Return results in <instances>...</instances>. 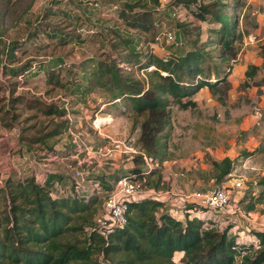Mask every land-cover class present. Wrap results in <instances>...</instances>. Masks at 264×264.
I'll return each mask as SVG.
<instances>
[{
	"label": "trees",
	"instance_id": "trees-1",
	"mask_svg": "<svg viewBox=\"0 0 264 264\" xmlns=\"http://www.w3.org/2000/svg\"><path fill=\"white\" fill-rule=\"evenodd\" d=\"M1 1L8 5L13 0ZM158 1L155 0L157 5L152 15L132 12L136 2H131L125 4L130 8L129 13L123 12L121 17V6L117 4L115 12H119L120 24L106 26L102 35L103 41L107 40L108 49L104 48L103 54L90 61L81 77H74L72 71L73 78L63 77L62 63L58 61L45 65L46 81L54 86L53 90L62 89L66 91V96L75 97V101L80 97L78 101L81 103H86L90 94L102 91L106 94L105 103L117 104L119 109L127 106L142 118L138 140L140 151L160 164V168L153 170L151 175L157 170L162 171L164 161L168 159L167 140L172 123V106L178 104L182 109L195 107L197 102L193 97L203 88H208L212 95L219 92L220 85H224L228 91L229 76L234 65L240 62L239 44L244 39V33L238 30L240 13L234 6L221 1L203 4L201 0H175L171 5L194 3L200 10L197 12L200 19L207 20L210 15L220 25L211 29L221 45L220 62L214 66L211 62L207 65L210 53L198 46V40H194V48L179 56L155 57L145 48H139V43L155 41L160 31L156 25ZM230 9L233 11L231 15ZM52 13L60 14L63 10L60 8L59 12ZM72 19L80 23L82 18L78 15ZM1 23L0 15L3 67L6 75L13 78L24 77L32 65L30 61L20 64L22 60L17 53H29L26 44L34 42L39 30L58 40L61 45L83 41L75 30L67 32L61 26L49 23H43L48 27L46 30L40 28L23 42L11 40L6 38L8 29L5 26L2 28ZM180 23L186 29L185 21ZM120 25L126 29L122 30ZM180 34L178 39H183L184 45V38ZM260 56L263 58L262 66L249 64L246 69L247 86L264 85V77L256 80L258 72L264 69V43L260 46ZM150 67L153 69L150 70ZM142 70L149 73L147 82L138 75ZM19 84L18 81L12 83L10 95L0 99V116L3 114L0 122L11 128L25 114H30V117L25 118L24 122L37 119V116L44 117L47 124L42 129L43 134L34 141L53 152L60 136L70 128L71 122L65 118L69 112L60 103L17 95ZM52 89L48 92L51 93ZM135 161L139 165L144 164L143 154H138ZM210 163L217 183H221L235 168V162L230 158L221 161L212 159ZM125 176L143 180L142 171L138 168L115 176L114 184L105 176L89 177L98 181L109 194L118 180ZM147 184L148 180L144 185ZM72 188L73 179L60 173L48 174L44 184L34 176L24 181L14 178L6 180L0 187V202L5 201L7 205L0 214V264H175L177 252L184 254L181 259L184 264H264V231L254 232L258 241L240 244L237 237L230 235L232 225L219 229L214 222L209 224L197 217L190 219L188 214L184 222L171 214L166 202L152 198L129 203L125 228H119L108 236L92 230L81 245L71 240L69 235L83 231V224L91 222L98 196H79L71 191ZM61 189L66 191L61 192ZM263 195L264 191L258 198L251 197L247 205L249 212L256 209V203ZM187 207L194 206L188 204Z\"/></svg>",
	"mask_w": 264,
	"mask_h": 264
},
{
	"label": "rangeland",
	"instance_id": "rangeland-1",
	"mask_svg": "<svg viewBox=\"0 0 264 264\" xmlns=\"http://www.w3.org/2000/svg\"><path fill=\"white\" fill-rule=\"evenodd\" d=\"M174 1L168 0L165 8L170 7ZM215 1L234 6L240 13L238 30L244 33V39L239 44L241 63L234 65V70L229 76L228 91L224 89V85H220L219 92L212 95L209 89L205 88L193 97L197 102L195 107L182 109L178 104L172 106V123L168 129L167 140L168 159L164 161V171L154 172L147 179L148 184L142 187V191L155 189L165 192L171 187L175 192H179L175 198L180 200L183 194L227 186L231 190L228 211L212 212L217 220L211 219L208 223L214 222L219 229L232 225L230 235L237 237L240 244L250 243V239L255 237V231H264V195L256 203L253 212L247 210L251 197L258 198L264 191V85L247 86L249 84L246 68L249 64H263L260 46L264 43V0H201L203 4ZM112 2L121 6V12H118L121 17L123 12L129 13L130 10L125 4L136 2L132 12H146L151 15L157 5L155 0H13L8 5L0 0L1 24L2 28L5 26L8 29L6 38L22 42L28 39L29 33L36 32L42 23L59 25L67 32H82L85 39L80 44L69 45H61L58 40L42 33L41 39L26 44L28 54L23 55L19 51L17 53V57L23 62L30 59L35 62L62 59V76L73 78L70 71L75 73V77L80 76L81 67H85L87 60L99 57L104 48L108 49L107 40L103 41L98 34H103L106 26L120 24L118 13L111 8ZM97 3L99 7H96ZM159 3L161 4V0ZM79 4L88 7L85 14L92 12L87 18L90 24L76 23L66 17L68 14L79 15L80 11H83ZM186 6L189 12V17L184 23L186 29H183V25H180L183 23L180 22L167 23L168 27L177 30V36L182 33L183 46L166 42L154 45L155 41L145 44L140 41L139 48L144 49L145 44V49L155 57L165 58L184 54L194 48L193 42L198 40V46L210 53L207 65L211 62L214 66L220 62L221 45L218 36L213 35L211 29L220 25L210 15L207 20L200 19L197 14L200 10L194 3ZM60 8L63 10L61 17L49 15L51 18H46L49 12L59 11ZM232 12L230 9L229 15ZM166 13L164 20L167 19ZM251 37L254 42L247 44V39ZM39 47L43 49H37ZM4 64L0 49V99L10 95L12 83L25 80V87L16 90L19 94L25 93L31 98H43L45 95L53 102L65 105L69 112L65 118L70 120L71 125L69 130L60 136L59 145L56 147L57 151L63 152L59 155L61 160L52 165H45L44 154L51 151L34 140L43 134L42 129L44 124H47V119L37 116V119L24 122L25 118L30 117V114H25L11 129H6L0 122V187L9 178L24 181L31 176L37 179L51 173L65 174L72 178V167L78 165L90 176H105L111 182L115 176L125 175L136 167H143V164L139 165L135 161L139 154L136 151H140L138 140L142 118L127 106L119 109L117 104L105 105L106 94L102 91L90 94L86 103L78 101L81 100L80 97L75 101V97L66 96V91L59 88L53 90L54 86L46 83L45 74L38 70V65L37 68L33 66L26 74L27 77L13 78L6 75ZM151 69L153 67H150ZM138 75L146 82L150 77L149 73L143 70ZM263 77L264 69H261L256 80ZM51 89L53 91L48 94ZM0 117H3V114ZM225 158L234 160L235 168L221 183H217L210 160L221 161ZM46 169L49 171H45ZM240 177L244 179L245 187L241 190L232 188V181ZM112 183L114 184V181ZM185 184L187 189H184ZM93 185L97 186L93 194L98 196L93 218L91 222L83 224V231L69 235L71 240L80 242L81 245L84 244L86 235L92 231V224H98L107 216V202L110 196L103 190L102 185L94 181ZM113 188L116 190L117 185ZM151 196L152 194L146 195ZM185 204L180 202L179 206L173 207L167 203V206L173 216L185 222ZM6 206L5 201L0 202V214ZM174 261L175 264H184L178 255L174 257Z\"/></svg>",
	"mask_w": 264,
	"mask_h": 264
},
{
	"label": "built area",
	"instance_id": "built-area-1",
	"mask_svg": "<svg viewBox=\"0 0 264 264\" xmlns=\"http://www.w3.org/2000/svg\"><path fill=\"white\" fill-rule=\"evenodd\" d=\"M167 2L168 0H161V4L157 9L159 17L156 21V25L160 28V31L155 38L154 45H162L166 42L168 44L181 46L183 45V42L181 39H178L177 30L175 28L168 27L167 23L168 21L176 23L186 21L189 17V12L187 10V6L183 4L170 5V7L165 8ZM96 7H99L98 3L96 4ZM111 8L112 10H117L118 5L113 4ZM165 12H167L166 20H164ZM74 15H78V13ZM82 30H84V27H82ZM136 152H139V154H143L144 156L145 163L143 164V167H136L142 171L143 180L133 179L129 176L120 178L116 184L117 189L113 190V188L108 194L110 198L107 202L106 218L102 219L93 227L91 226V230H96L102 235L108 236L119 228H125L128 224L129 203L146 198L170 203L173 207H175V205L179 206L180 202H184L187 204H185V209L190 219L197 217L207 222L211 219L217 220L216 216H214L212 212L224 213L225 211H228L227 208L230 206L231 190L228 189L227 186H216L204 192L194 191L192 193L183 194L180 200L175 198L179 192H175L173 188L171 189V187L165 192L157 191L155 189L142 191V187L149 178V175H151L153 170L160 168V164L148 157L144 152ZM59 155L60 154L58 152H48L47 154H44V160L47 165H52L55 161L61 160ZM165 164L166 163L163 164L162 171H164ZM72 171L73 188L71 191L79 196H91L97 186L93 185L94 180L89 177L90 174H87V172L80 165L72 167ZM133 176L136 177V174H133ZM47 177L48 175L42 178H37V181L44 184ZM94 182L99 184L98 181ZM231 187L238 190L243 189L245 187L244 179L241 177L234 179ZM65 191V189H61V192ZM147 194H152V196L146 197ZM188 204H191L194 207L189 208L187 207ZM183 213L185 214V212ZM250 241L256 242L258 239L255 236L254 238H251Z\"/></svg>",
	"mask_w": 264,
	"mask_h": 264
},
{
	"label": "crops",
	"instance_id": "crops-1",
	"mask_svg": "<svg viewBox=\"0 0 264 264\" xmlns=\"http://www.w3.org/2000/svg\"><path fill=\"white\" fill-rule=\"evenodd\" d=\"M79 6V8H82L83 9V11H80V13H79V15H80V17L82 18L81 19V21H80V23H88L89 22V24H90V21L87 19V18H89V14H91L92 15V12H90V13H88V14H85V12H86V10H88V7H86V6H84V5H82V4H79L78 5ZM86 9V10H85ZM52 12H59L58 10H53V11H51V12H49V14H47V16H46V18H51L49 15H53L55 18H58V17H61V14H53ZM75 16H78V15H73V16H70L69 15V17H71L70 19L72 20V21H74L72 18H74ZM53 25H55V24H53ZM122 28V30H124L123 28H124V26L123 25H120ZM40 28H44L45 30L48 28V27H46V26H44L43 25V23H42V26L41 27H39L38 28V30L40 29ZM105 29V28H104ZM37 30V31H38ZM33 33H35V32H31V33H29V36L31 35V34H33ZM42 33H44V34H46L45 32H43V31H41V30H39V36L37 37V38H34L33 39V41L34 40H39V39H41L42 37L40 36V34H42ZM105 33V31L103 32V34ZM78 34H80L81 35V39L82 40H84L85 39V37H84V35L81 33V32H79ZM103 34H98L99 36H101L102 37V35ZM97 35V36H98ZM255 38V37H254ZM103 39V38H102ZM254 42V40H253V37H251V38H249V39H247V44L248 43H253ZM78 44H80V43H78ZM37 49H39V48H37ZM41 50V49H40ZM105 50V49H104ZM261 57V56H260ZM98 58V57H97ZM97 58H92V59H89V60H87L86 61V63H84V66L85 67H81L82 68V70H81V74H80V76L79 77H81L82 76V74L84 73V70L91 64V60H93V59H97ZM262 58V57H261ZM238 59L240 60V55H239V57H238ZM262 60H263V58H262ZM27 61V60H26ZM26 61H24V62H26ZM28 61H30V62H32V65L30 66V68L29 69H27V72H26V74L27 73H29L30 72V70L33 68V66H34V68H37V65H38V70L41 72V73H44L45 75H44V77H45V79H46V67H45V65H47V64H50V63H56L57 61L59 62V64H61L62 62H63V60L61 59V60H55V58H53L52 60H49V62L47 61V60H40L39 62H35V60H28ZM23 61L22 62H20V64H22V63H24ZM40 62H44V64H40ZM239 63H241V61L239 62ZM19 65V64H18ZM12 66H14V65H10V67H12ZM248 67V66H247ZM247 69V68H246ZM64 71V70H63ZM38 73V72H37ZM9 76H11V75H9ZM76 76H78V75H76ZM24 77H27V75H25ZM75 77V76H74ZM18 78H19V76H18ZM23 83H25V80H21V82H20V84L17 86V90L21 87V88H24L25 86H23ZM46 83H47V81H46ZM5 87V86H4ZM261 87V86H260ZM203 89H205V88H203ZM207 89V88H206ZM48 94H51V93H49V92H47ZM16 94L18 95L19 93H18V91H16ZM20 94H24V95H26L25 93H20ZM93 94V93H92ZM27 96V95H26ZM49 96V95H48ZM29 97V96H28ZM68 97V96H67ZM31 98V97H30ZM35 98H38V97H35ZM38 99H40V100H43V101H45V102H47V103H52L53 101L51 100V98H48L47 96H45L44 95V97L43 98H38ZM57 103V102H56ZM104 104L105 105H107V104H110V103H105L104 102ZM111 105V104H110ZM108 114H110V112L108 113ZM6 129H11V128H9V127H5ZM59 144H57L56 146H55V150L53 151V152H58L59 154H63V152L61 153V151H57L56 150V147L58 146ZM66 149H67V147H66ZM64 153H68V152H64ZM45 161V160H44ZM45 165H47L46 164V162H45ZM45 171H49L48 169H46ZM174 183H175V181H174ZM174 183H172V184H174ZM187 185L185 184V188L184 189H187ZM177 255H178V258H180V260L182 259V257L184 256V254L182 253V252H177L176 254H175V256L177 257Z\"/></svg>",
	"mask_w": 264,
	"mask_h": 264
}]
</instances>
